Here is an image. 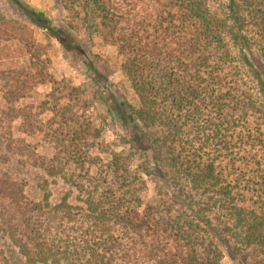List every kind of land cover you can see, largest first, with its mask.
Instances as JSON below:
<instances>
[{
	"label": "trees",
	"instance_id": "16d2710c",
	"mask_svg": "<svg viewBox=\"0 0 264 264\" xmlns=\"http://www.w3.org/2000/svg\"><path fill=\"white\" fill-rule=\"evenodd\" d=\"M61 3L65 31L23 11L112 44L136 102L59 80L0 9L31 53L0 69V264H264V0Z\"/></svg>",
	"mask_w": 264,
	"mask_h": 264
},
{
	"label": "rangeland",
	"instance_id": "374dc122",
	"mask_svg": "<svg viewBox=\"0 0 264 264\" xmlns=\"http://www.w3.org/2000/svg\"><path fill=\"white\" fill-rule=\"evenodd\" d=\"M35 9L43 12L51 25L57 29L65 31L66 12L63 11L61 0H0V9L8 18L21 20L27 23L26 36L35 41L43 52L44 59L49 60L50 72L58 77L59 80L65 78L70 80L76 87L87 86L92 83L96 76L95 70L100 71L108 78L107 87L113 95L112 98L118 101V105L124 108V112L129 114L128 104H135L134 94L121 84L120 64L121 59L117 54L116 48L105 42L98 33L86 31L77 36V49L69 52L55 39L48 30L38 28L30 24L26 19L23 9ZM31 56L22 43L14 40L0 47V69L26 65ZM103 85L101 81L100 86ZM89 92H93L91 87ZM50 90L45 87L40 89L41 94ZM107 97H111L110 93ZM114 100L108 99L107 104H114ZM114 102V103H113ZM117 129L120 134L127 133L124 125L117 121ZM7 132L0 126L1 131ZM115 137L112 131L108 133V139ZM224 264H243L240 261H234L226 256Z\"/></svg>",
	"mask_w": 264,
	"mask_h": 264
}]
</instances>
